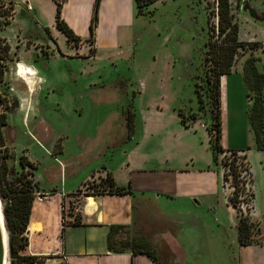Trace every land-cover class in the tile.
<instances>
[{"label": "crops", "instance_id": "1", "mask_svg": "<svg viewBox=\"0 0 264 264\" xmlns=\"http://www.w3.org/2000/svg\"><path fill=\"white\" fill-rule=\"evenodd\" d=\"M14 1L13 5L17 1L24 5L25 10H31V0ZM92 5L93 0H65L62 3L60 18L79 38L75 46L67 42L55 28L54 4L53 12L45 25L60 36L61 43L70 50V55L74 53V56L81 55L83 59H107L111 62L126 50V46L122 50V45L129 43L127 35L137 16L135 4L133 0L99 1L94 43L92 53L89 54V45L85 39ZM12 15L13 8L11 18ZM238 16L237 40L257 42L264 46V40L256 41L254 35L243 33L241 26L242 22L250 24L248 20L254 23L264 21H255L246 15ZM257 30L264 34V29ZM2 38L9 47L12 46L10 40ZM53 45L56 51H60L57 50V41ZM19 46H16L18 52L28 49L27 42L24 51ZM263 49L261 47L260 52ZM51 53L53 54V49ZM247 55L238 58L236 54L229 73L219 77V144L222 149L241 155L243 150L239 146L232 144L227 149L229 144L225 143L226 132L222 128L221 115L228 111L229 99L232 104L234 99L247 92L240 79L242 62ZM257 63L255 61L256 66ZM14 66L16 71L25 68L33 74L36 72L32 64L18 60V57ZM34 81L36 82L32 79L35 84ZM20 82L22 83L21 80ZM34 84L30 85L31 93L24 84V89L20 87L16 92L9 84V94L16 98L17 103L13 109L4 112L5 124L0 127L3 146L13 159L15 171L20 170V156L32 165V168L24 166L25 170L30 171L33 199L24 232L27 243L19 250L20 255L40 257L43 264L48 260L52 264H153L145 254L107 251V226L121 225L129 235L143 236L151 243L156 264H218L222 259L227 264H264V219H255L250 205L247 218L249 222L258 223L261 237L251 244L241 246L237 241V216L235 208L227 200L228 193L223 206L234 216L235 221V238L233 236L227 247L228 256L218 259L208 241L206 245L200 242L204 237L210 238L206 222L210 220V212H214L216 206L217 178L209 168L212 160L208 145L209 133L199 126V114L195 119L187 118L186 123H182L177 109L170 111L165 107L161 110L155 106L153 109H143L140 106L135 108L131 101V104L128 103V110L134 116L130 119L131 129H127L124 119L126 134L111 136L110 126L96 121L93 133L84 134L80 130L72 136L48 135L40 124L33 122L28 126L26 122L31 110L29 98L34 93ZM88 89L91 87L85 85L84 90ZM118 90L123 91V88L118 86ZM130 93L134 100L140 91L134 88ZM250 103L251 99L248 98L244 109L246 114ZM78 109L81 111V108H73L76 114L70 125L80 122L81 112ZM122 115L124 116L123 113ZM8 117H18L22 129L9 123ZM202 124L205 126L203 122ZM101 127H106L104 132L99 130ZM247 128L251 132L249 126ZM25 137L30 140L27 146L16 144L19 138ZM67 140L76 148L74 152L66 149ZM197 140L199 144H196ZM94 149L96 152L91 153ZM196 157L198 160L201 157V163L198 161L196 164ZM107 173L115 186L127 187L128 192L90 195L79 191L82 185L97 183ZM69 204L71 211L67 214ZM74 216L77 223H72Z\"/></svg>", "mask_w": 264, "mask_h": 264}, {"label": "rangeland", "instance_id": "2", "mask_svg": "<svg viewBox=\"0 0 264 264\" xmlns=\"http://www.w3.org/2000/svg\"><path fill=\"white\" fill-rule=\"evenodd\" d=\"M227 1L231 20L236 23L238 15H246L241 11L243 2L247 1L258 10L264 8V0ZM29 9L31 10H25L24 5L16 1L11 18L8 0H0V31L3 29L1 35L12 42L9 47L0 36V112L13 109V99L17 103L16 98L9 94V84L14 87L15 92L20 87L24 89L14 66L18 57V60L32 64L36 69L34 74L40 77L35 78L34 93L29 98L31 110L26 122L28 126L33 122L40 124L48 135L72 136L80 130L84 134L93 133L96 121L110 126L111 136L126 134L122 113L128 109V103L131 104V101L135 108L140 106L143 109H153L155 106L162 110L168 107L170 111L177 109L187 116L197 113L201 123L208 127L210 122L206 98L202 94L201 86L195 88V85L201 83L203 43L216 39L215 0L153 1L143 9L145 14H137L135 17L127 35L129 43L122 45V50H125L126 46V53L124 51L111 62L107 59H83L81 55L74 56V53L70 55V50L61 43L60 36L45 25L53 12L50 0H31ZM248 21L250 24L241 23L243 33L248 32L254 35L256 41H263L264 34L257 29H264V23ZM55 41L57 50L60 51H56L53 45ZM26 42L28 49L24 51ZM19 43L22 44L19 46ZM5 46L6 51L3 49ZM16 46L24 52H18ZM261 47L250 51L257 58V70H262L264 66V51L260 52ZM246 54H249V50L237 51L238 58ZM59 55L65 57L60 58ZM85 85L91 89L84 90ZM118 86H121L123 91H119ZM134 88H137L140 94L133 100L130 90ZM195 89L200 93V106L197 104ZM124 91L126 93H123ZM246 94L247 92L234 99L232 104L229 99L228 111L221 115L222 128L226 132L225 143L229 144L227 149L234 144L243 150V155L218 153L216 162L212 159L209 164L210 170L215 172L217 178L216 206L214 212H210V220L206 222L210 238L204 237L200 242L206 245L208 241L218 259L228 256L227 247L233 236L235 238L234 216L223 206L225 195L230 191L226 181L230 185L236 182L240 188L237 200L241 214L247 217L251 205L255 219H264V149H255L252 132H248L244 111L248 99ZM73 108H81V111L78 109V112H81V120L76 125H70L76 114ZM19 120L18 117H8L7 121L22 129ZM136 121L135 117V123ZM105 128L101 127L99 130L104 132ZM200 133H203L202 130ZM199 138L202 140V136ZM29 143L27 137L19 138L16 142L17 145L24 146ZM196 144H199L198 140ZM65 146L70 152L76 150L69 140ZM4 148L0 146V157L3 153L6 154V167L14 173L13 159ZM94 152L95 149L91 153ZM199 158L198 160L196 157V164L198 161L201 163L202 159ZM230 168L235 169L238 175L234 179L228 172ZM7 176L10 178L11 175ZM79 191H87L86 185H82ZM3 201L4 199L0 198L1 212ZM249 230L250 235L254 234L250 238L251 241L260 239L257 222L251 221ZM5 261L9 264L8 251ZM52 263L50 260L46 262ZM224 263L227 264L222 259L218 264Z\"/></svg>", "mask_w": 264, "mask_h": 264}, {"label": "trees", "instance_id": "3", "mask_svg": "<svg viewBox=\"0 0 264 264\" xmlns=\"http://www.w3.org/2000/svg\"><path fill=\"white\" fill-rule=\"evenodd\" d=\"M54 4V26L65 37V40L72 45L79 42V38L75 36L72 31L65 25L60 18V10L62 3L65 0H51ZM100 0H93L92 12L88 23V35L85 41L89 45V54L92 53V46L94 43V30L97 22V9ZM136 8V15L145 14L143 9L155 0H133ZM12 0H8V10L12 14ZM2 15V12L0 13ZM215 27L216 39L214 41L207 40L203 43V55L200 63V85L197 83L195 88H202L208 106V120L209 125L204 128L209 133L208 145L212 154L214 162L217 160L218 153H231L234 151L224 150L219 144V77L226 75L230 71L233 59L237 54L238 49L255 50L261 45L257 42H242L237 40V23L231 20V15L228 12L227 0H215ZM8 24V22H5ZM6 51V46L3 47ZM257 59L249 53L242 62L241 79L245 89L247 90V97L251 99V103L247 110L246 119L249 129L252 132L255 149L261 151L264 149V66L262 70H257L255 61ZM196 100L198 106L201 105L200 93H197ZM12 104L15 106L16 101L13 99ZM125 125L127 129H131L132 124L130 119L133 113L126 109L124 112ZM180 121L186 123L187 118L195 119L197 113H192L190 116L178 112ZM5 124V114L0 112V127ZM0 146H3V140L0 132ZM5 149V148H4ZM5 151V150H4ZM6 154L0 157V198L4 199L2 207V215L4 225L7 231V247L9 264H42V259L33 255H20L19 250L26 245V236L24 235L31 201L33 199V184L29 177L30 171L25 170L24 166L32 168L30 163H26L22 156L18 158L20 170L8 171L5 159ZM221 163V162H220ZM235 169H228L232 179L238 175ZM10 174V178L7 176ZM222 175V179H223ZM227 182V181H226ZM231 187L227 200L229 204L235 208L237 216V241L241 246L251 244L250 222L247 217H244L239 210L238 191L240 188L238 184H228ZM87 191L85 194H123L128 192V188L115 186L110 175L107 173L97 183L91 182L86 185ZM64 211V209H61ZM71 205H68L67 214H70ZM63 215V213L61 214ZM74 220L72 223H77ZM105 244L108 252L122 253L129 252L131 254H145L153 264H156V257L151 243L143 236L129 235L127 229L121 225H108Z\"/></svg>", "mask_w": 264, "mask_h": 264}, {"label": "water", "instance_id": "4", "mask_svg": "<svg viewBox=\"0 0 264 264\" xmlns=\"http://www.w3.org/2000/svg\"><path fill=\"white\" fill-rule=\"evenodd\" d=\"M241 11L245 13L250 19L262 22L264 21V10H258L250 5L247 1L243 2ZM8 251L7 235L4 225L3 215L0 209V264H5V257Z\"/></svg>", "mask_w": 264, "mask_h": 264}, {"label": "bare ground", "instance_id": "5", "mask_svg": "<svg viewBox=\"0 0 264 264\" xmlns=\"http://www.w3.org/2000/svg\"><path fill=\"white\" fill-rule=\"evenodd\" d=\"M16 74H17V77L23 82V84L25 85V87H26V89H27V91L29 92V93H31V90H30V85L32 84H34L33 82H32V79H34L35 80V78H37L36 77V75L35 74H33V73H31V72H29L27 69H25V68H22V69H20L19 71H16ZM35 82V81H34ZM34 89V88H33ZM5 264H6V262H5Z\"/></svg>", "mask_w": 264, "mask_h": 264}, {"label": "built area", "instance_id": "6", "mask_svg": "<svg viewBox=\"0 0 264 264\" xmlns=\"http://www.w3.org/2000/svg\"><path fill=\"white\" fill-rule=\"evenodd\" d=\"M199 126H200V127H204V125H203L202 123H200ZM226 183H227V185H228V182H226ZM228 187H229V186H228ZM230 189H231V187H230ZM61 258L63 259L62 256H61ZM63 260H64V259H63Z\"/></svg>", "mask_w": 264, "mask_h": 264}]
</instances>
